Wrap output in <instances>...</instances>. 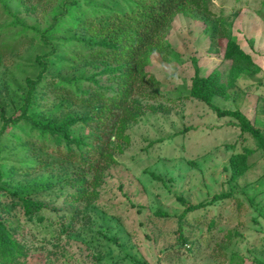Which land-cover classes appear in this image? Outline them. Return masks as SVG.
Here are the masks:
<instances>
[{
  "label": "rangeland",
  "instance_id": "obj_1",
  "mask_svg": "<svg viewBox=\"0 0 264 264\" xmlns=\"http://www.w3.org/2000/svg\"><path fill=\"white\" fill-rule=\"evenodd\" d=\"M138 2L0 0V218L27 246L11 261L0 251V264H264V149L192 96L197 58L202 77L217 70L234 85L213 104L242 112L264 134V0H204V13L171 18L166 50L151 51L143 66L150 82L130 96L141 106L126 131L131 142L115 153L95 204L73 202L63 182L74 168L62 153L111 137L76 99L101 93L109 101L130 87L88 29ZM216 22L257 69L233 80L225 39L211 38ZM246 150L242 166L236 157ZM237 164L245 169L235 178ZM26 197L44 204L41 225L27 223ZM51 223L65 229L58 244L43 242Z\"/></svg>",
  "mask_w": 264,
  "mask_h": 264
},
{
  "label": "trees",
  "instance_id": "obj_2",
  "mask_svg": "<svg viewBox=\"0 0 264 264\" xmlns=\"http://www.w3.org/2000/svg\"><path fill=\"white\" fill-rule=\"evenodd\" d=\"M22 5L25 0H20ZM41 2H48L53 0H39ZM141 3L134 5L130 9V14L123 15V13H116L110 17L106 22L94 25L88 29L91 37L99 40L96 44L100 45L102 49L98 50L99 56H104L107 65L111 61L120 66L118 70L119 76L122 80H127L130 87L122 93H118L113 99L104 101V95L95 93L90 98H78L76 103L79 106L93 109V115L88 116L95 125V130L107 131L106 128L111 129L108 134L116 142L113 144L109 138L106 142H101L102 136H97V144L85 153L74 152L72 150L62 153V157L69 163V168H74L67 179L64 178L66 186H69L75 192L72 194L74 197L73 202H80L88 207L95 204L99 197L97 188H99L105 178V171H107L113 164L117 163L115 153L122 154L124 152L123 145H129L131 142L130 136L126 134L127 129L131 123H137L138 114L141 111V106L137 104L135 99H130L131 95L142 91L143 86L150 82L146 79L147 75L144 72L143 66L148 62V55L151 51L161 50L164 52L166 49L163 47V32L168 28L171 18L180 13L198 12L204 13V0H140ZM148 2V3H146ZM135 4V3H134ZM65 13L56 20L55 26H59ZM211 38L213 43L219 42L220 44L225 39L226 43L223 48L224 59L231 63L230 75H233V80L237 78L242 72L257 69L253 63L251 56L243 50V47L231 39V34L225 28H221L219 24L214 25ZM210 47H213L210 46ZM108 49V51H106ZM110 61V62H108ZM192 63L195 67V77L193 78V99H197L206 106H208L213 113L220 119L231 120V124L238 126L241 132L251 133L252 137L258 144L259 148L264 149V134L261 129L255 128L249 119L240 111H227L222 110L213 104L215 96H226L228 88L233 87V83L228 86L222 80L221 73L214 70L208 77H202L200 74V66L198 59L193 58ZM106 65V66H107ZM144 94V93H140ZM98 95L103 99L98 98ZM149 97V96H148ZM74 97L72 100H74ZM150 98H153L150 96ZM99 107H95L96 101H99ZM26 110L23 114L26 115ZM14 122H18L15 119ZM59 126V132H63L70 126V122ZM111 123V124H110ZM245 155H238L242 166L245 165V160L248 155L252 154L251 151L246 150ZM240 165H235L233 177L237 178L240 171L245 169ZM92 176V178H90ZM52 188V187H50ZM66 195L65 201H67ZM229 197V195H216L215 201ZM213 200V201H214ZM71 202V204H74ZM27 223L41 225L45 218L39 215L44 207L42 202H36L30 197L22 199L21 203ZM80 206V205H78ZM73 218V215H71ZM50 222L51 220L48 219ZM51 230L45 228L44 243L45 244H58L61 239L60 236L65 229H55V225L51 223ZM47 226V227H48ZM67 227V226H66ZM65 228V226H63ZM44 230H41V232ZM36 236H34L35 240ZM55 241V242H54ZM42 242V243H43ZM43 246V245H41ZM0 251L5 256L6 260L10 261L24 255V250L27 249L25 244H18L12 239L9 231V222L3 221L0 218Z\"/></svg>",
  "mask_w": 264,
  "mask_h": 264
}]
</instances>
